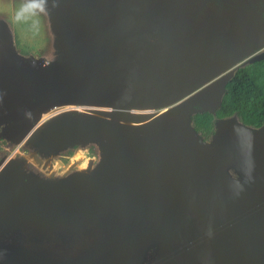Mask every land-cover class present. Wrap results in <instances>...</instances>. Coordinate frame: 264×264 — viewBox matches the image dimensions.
<instances>
[{
	"label": "rangeland",
	"instance_id": "obj_1",
	"mask_svg": "<svg viewBox=\"0 0 264 264\" xmlns=\"http://www.w3.org/2000/svg\"><path fill=\"white\" fill-rule=\"evenodd\" d=\"M26 2L0 0V91L10 88L33 95L47 83L30 68L64 76L76 73L109 44L103 30L113 31L136 5V0H36L38 7L18 21L16 13ZM217 2L146 0L143 11L160 26L195 28L203 19L197 5L203 3L214 11ZM99 23L105 27L97 31L94 26ZM255 24L264 27V21ZM209 25L205 22L202 27ZM127 35L135 37L131 31ZM241 48H245L242 56L228 67V79L239 66L264 59V39L255 36ZM12 61L19 67L20 79H10L4 72ZM224 82L219 81L217 93ZM83 96L84 92L72 93L61 104L42 110L33 122L23 111L0 114V191H4L0 194V264H190L198 238L171 239L156 232L138 242L136 257L126 260L132 252L130 236L136 234L132 230L142 221L139 214L108 184L98 196L80 194L86 180L102 166L105 140L81 133L108 119L111 111V105L79 99ZM218 105L207 109L214 112ZM191 116L188 113L179 127L171 116L137 126L143 129L146 143L144 149L131 150L134 161L128 164V175L138 188L150 195L155 191L142 179L147 155L176 144L184 147L183 143L205 150L225 183L264 184V165L258 161V156L264 158V127L228 117L216 120L214 133L205 139L193 130ZM129 137L134 143L133 134L124 133L120 144ZM75 143L80 144L73 147ZM260 209L253 206L235 218L253 213L260 222ZM249 223L251 228L254 224ZM225 225L219 218L207 264H264L262 244L253 238L224 242L219 234Z\"/></svg>",
	"mask_w": 264,
	"mask_h": 264
},
{
	"label": "water",
	"instance_id": "obj_2",
	"mask_svg": "<svg viewBox=\"0 0 264 264\" xmlns=\"http://www.w3.org/2000/svg\"><path fill=\"white\" fill-rule=\"evenodd\" d=\"M145 2L136 0L133 12L113 31L103 30L109 44L76 73L64 76L33 67L30 70L47 83L39 94L21 93L10 88L0 91V114L23 111L33 122L42 110L61 104L76 92L85 93L79 99L114 107L110 111V118L98 121L81 133L82 137L105 135V140L102 166L86 180L80 194L83 196L91 190L102 191L103 185L108 184L119 194L124 204L139 214L142 221L136 226L138 234L130 236L132 252L126 260L136 257L138 242H144L149 232L172 239L179 235L198 238V233L203 231L190 264H207L219 218L223 223L226 221V227L242 211L257 205L261 206L259 219L264 224V184L247 187L225 183L218 176L216 165L205 150L187 147L182 142L184 147H177L176 144L172 149L147 155L142 179L155 190L152 195L147 194L128 175V164L134 161L131 150L135 152L138 139L134 137L137 129L125 126L124 121H135L130 117V108L136 107L144 88L162 63L180 60L181 56L193 51L199 74L206 68L202 66L204 63H211L206 53H210L213 41L217 40L220 44L222 38L235 36V45L239 48L241 43L251 42L255 36L262 39L264 27L254 23L257 11L250 0H239V4L230 8L227 14L221 13V10L215 13L203 3L197 5L196 11L200 12L203 19L195 28L154 26L143 11ZM205 22L210 24L208 28L202 27ZM258 28L260 32H257ZM130 31L135 35L133 39L128 38ZM11 66L7 72L4 71L6 76L20 79L19 67L14 62ZM225 69L215 70L212 77ZM203 82H199L197 87ZM194 88L196 85L183 92L188 94ZM207 92V88L202 90L185 104L190 107L201 99V93ZM165 103L163 101L156 105ZM169 114L171 112L159 115L155 121L163 120ZM138 130L143 140L144 135ZM124 133L133 134L134 143L129 137L128 142L120 144V137ZM117 156L128 159V162L123 158L124 163ZM194 186L198 189L203 187L209 195L210 216L207 220L198 213L201 210L200 202L195 196ZM160 191L164 196L160 195ZM119 257L116 259L122 262Z\"/></svg>",
	"mask_w": 264,
	"mask_h": 264
},
{
	"label": "flooded vegetation",
	"instance_id": "obj_3",
	"mask_svg": "<svg viewBox=\"0 0 264 264\" xmlns=\"http://www.w3.org/2000/svg\"><path fill=\"white\" fill-rule=\"evenodd\" d=\"M214 3L218 0H213ZM253 5L256 8V17L254 19V23L256 22H262L264 21V0H250ZM234 3V6L230 7V4ZM211 3V2H209ZM218 4L214 5L216 6L215 12H219L221 10V13L227 14V11L230 8H233L239 4V0H219L217 2ZM220 4V9L218 5ZM219 9V10H218ZM247 14L244 15V17ZM243 17V18H244ZM240 19V17H239ZM151 24L154 26L156 25V22L153 19H148ZM239 21V20H238ZM227 23V22H226ZM264 39V37L262 38ZM218 44V41H213L210 45V53L208 54V57L211 61V63H204L202 66L206 67L203 68L204 72H201L198 74L197 72V64L193 57V51L189 52V55L187 56H181L180 60H175L171 62H165L160 65L158 72L155 73L154 76H152L150 83L147 85L146 88H144L142 92V96L140 97L139 102L136 103V107L130 108V117L135 119V121H124L125 126H132L133 129H140L141 132H143V129L140 127L146 125L148 121H155V118L159 115H165L168 112H171L166 117L172 118V122L179 127L180 122H182L184 119H186V115L188 113H192V123H193V130L195 131V125H194V116L197 113L210 111L207 109L208 106H215L216 104H219L218 107L221 104L222 97L226 90V83L228 81V65H230L232 62H236L237 60L242 56V53L244 52V49L236 48L235 45V36H228L225 38H222L220 41V44ZM246 43H241V45H245ZM231 46V48L229 47ZM205 56V54H204ZM212 56V57H211ZM206 57V56H205ZM237 63V62H236ZM225 68V70H222L218 75L212 77V74L215 70ZM207 79V81H206ZM221 80H225V82L222 84L221 92L217 93L218 91V83ZM203 82L202 85L198 86L199 82ZM196 85V88L193 89L188 94H184L183 91H185L188 88H193ZM208 89L207 93H201L198 102L193 103L190 107H187L185 104L189 98H192L193 96H198V93H200L202 90ZM205 95L207 96L205 98ZM165 101V104L156 105L159 102ZM217 107V108H218ZM114 107H110L111 111ZM167 108V109H165ZM216 108V109H217ZM165 109V110H164ZM215 109V110H216ZM167 110V111H166ZM104 111V110H102ZM109 115H111L110 111ZM212 112V111H210ZM215 112V111H214ZM101 115V114H100ZM143 118H138V117ZM166 117H163L164 119ZM110 118V117H108ZM137 119V120H136ZM226 119V118H224ZM224 119H217V120H224ZM157 122V121H156ZM216 122V121H215ZM140 127L138 128L137 126ZM174 125V126H175ZM99 138H104V136H99ZM120 142V140H119ZM104 143V142H103ZM4 148L10 150L9 147ZM103 155V154H102ZM118 159L122 160L124 163L128 162L126 158H121L117 156ZM87 172V171H86ZM195 196L197 200L200 202L199 207L200 211L198 212L200 215L202 214L206 220L210 216V199L209 195L206 192V190L202 187V189H198L195 186L193 187ZM4 193V191H0V194ZM117 193V192H116ZM161 196H164V194L160 191L159 192ZM0 203L3 204V198L0 196ZM203 234V231L198 233V243L201 242V236Z\"/></svg>",
	"mask_w": 264,
	"mask_h": 264
},
{
	"label": "trees",
	"instance_id": "obj_4",
	"mask_svg": "<svg viewBox=\"0 0 264 264\" xmlns=\"http://www.w3.org/2000/svg\"><path fill=\"white\" fill-rule=\"evenodd\" d=\"M234 116L247 126L264 127V59L236 69L226 83L221 104L215 112L206 111L194 116L195 132L208 139L214 133L217 119ZM79 144L75 143L73 147Z\"/></svg>",
	"mask_w": 264,
	"mask_h": 264
},
{
	"label": "bare ground",
	"instance_id": "obj_5",
	"mask_svg": "<svg viewBox=\"0 0 264 264\" xmlns=\"http://www.w3.org/2000/svg\"><path fill=\"white\" fill-rule=\"evenodd\" d=\"M100 23H101V21H100ZM100 23H99V25L95 24L94 28L98 29V30L103 29V27H105V26H102V24H100ZM134 135H135L134 137H136V139H138L137 144L135 146L138 147L139 149H142L146 142L140 139L141 138L140 132L138 133V131H136ZM177 147H182V146L180 144H178ZM162 148H163V146H162ZM255 156L257 157V155H255ZM258 157H259L258 158L259 164L264 165V158H261L260 156H258ZM97 193L99 194L98 191L91 190L89 194L98 196ZM252 214L248 213V215H246V217L244 216L245 218H243V219H242V217L237 218V219L235 218L232 222H230L225 227V229H223L221 231V233L219 234V235H221V238L224 240V242H227V241L230 242L231 240H235V241L237 240L238 242L245 240V242H250V238H253L254 241L257 242V244L258 243L262 244V247H260V248L264 249V238H263L264 237V225H262L258 219L253 218ZM249 222H252L254 224V225H252L251 228H250L251 225ZM239 224H241V225H239ZM135 232H136V234L138 233L137 228L132 230V233H135Z\"/></svg>",
	"mask_w": 264,
	"mask_h": 264
},
{
	"label": "clouds",
	"instance_id": "obj_6",
	"mask_svg": "<svg viewBox=\"0 0 264 264\" xmlns=\"http://www.w3.org/2000/svg\"><path fill=\"white\" fill-rule=\"evenodd\" d=\"M38 7L36 0H27V2L21 6L19 11L16 13V19L23 20L31 10H35Z\"/></svg>",
	"mask_w": 264,
	"mask_h": 264
}]
</instances>
